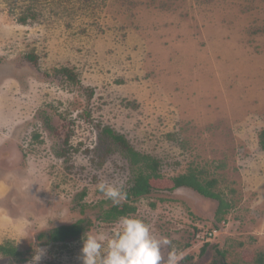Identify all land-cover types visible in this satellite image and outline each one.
<instances>
[{"label": "rangeland", "instance_id": "obj_1", "mask_svg": "<svg viewBox=\"0 0 264 264\" xmlns=\"http://www.w3.org/2000/svg\"><path fill=\"white\" fill-rule=\"evenodd\" d=\"M105 129L160 162L146 197ZM263 132L264 0H0V245L25 258L0 264H82L84 235L37 236L89 220L110 237L123 205L165 261L264 264ZM190 171L214 189L179 186Z\"/></svg>", "mask_w": 264, "mask_h": 264}, {"label": "trees", "instance_id": "obj_2", "mask_svg": "<svg viewBox=\"0 0 264 264\" xmlns=\"http://www.w3.org/2000/svg\"><path fill=\"white\" fill-rule=\"evenodd\" d=\"M104 132L111 136V138L119 142L124 146V155L129 159L131 165L136 168L135 178L133 179L132 186L128 190L129 197L136 199L146 197L150 193V181L153 179L160 178V162L155 158L142 154L136 151L134 148L130 147L124 137L116 136L110 129H105ZM261 149L264 150V132L261 134L260 140ZM202 173H196L195 171H190L178 178V185L182 187H190L199 193L211 192L214 189L215 181L206 182L202 178ZM226 206V205H225ZM136 211L135 207L131 205H123L122 208L111 207L109 210L103 212L101 220L105 223H114L118 221L120 217L128 216ZM217 222L223 221L222 218L217 216ZM91 228V221L89 220H79L73 225L61 226L54 228L48 232H42L37 236L39 241H43L41 244L51 245L59 243H69L70 241H75L81 238L85 233ZM206 249H203V253ZM0 253L7 258L14 259L16 262H25L24 253H21L12 244L7 243L5 245H0ZM28 254V253H27ZM214 258L211 264H226L222 259H224V254L218 249L215 251Z\"/></svg>", "mask_w": 264, "mask_h": 264}, {"label": "clouds", "instance_id": "obj_3", "mask_svg": "<svg viewBox=\"0 0 264 264\" xmlns=\"http://www.w3.org/2000/svg\"><path fill=\"white\" fill-rule=\"evenodd\" d=\"M98 188L113 202L123 198L119 189L103 182ZM116 224L110 237L91 232L84 234L80 256L82 264H176L175 250L169 252L166 261L161 253L162 246L170 244V241L156 238L143 220L124 216ZM41 255L42 250H39L33 257L34 261H39Z\"/></svg>", "mask_w": 264, "mask_h": 264}, {"label": "built area", "instance_id": "obj_4", "mask_svg": "<svg viewBox=\"0 0 264 264\" xmlns=\"http://www.w3.org/2000/svg\"><path fill=\"white\" fill-rule=\"evenodd\" d=\"M210 236H212V234H210Z\"/></svg>", "mask_w": 264, "mask_h": 264}]
</instances>
